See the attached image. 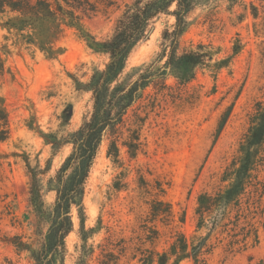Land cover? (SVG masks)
I'll return each instance as SVG.
<instances>
[{
    "label": "rangeland",
    "instance_id": "rangeland-1",
    "mask_svg": "<svg viewBox=\"0 0 264 264\" xmlns=\"http://www.w3.org/2000/svg\"><path fill=\"white\" fill-rule=\"evenodd\" d=\"M110 1L98 0L97 12L83 16L85 27L98 39L112 34L125 4L134 0ZM249 1L231 7L228 0H201L187 16L179 49L211 44L217 59L232 56L228 66L199 70L187 84L174 76L165 84L151 83L118 129L117 156L108 153L112 136L103 141L84 196L86 228L94 229L88 239L95 246L89 264H141L143 254L154 253L157 259V250L168 248L180 232L189 238L206 235L205 228L196 231L198 198L225 187L223 171L238 153L255 102L264 100V7L254 17L244 7ZM14 15L0 13L5 65L0 74V131H8L0 141V235H21L35 243L46 224L39 223L30 206L29 166L47 168L41 179L45 206L50 207L56 191L47 190L48 182L72 145L56 148L42 133L64 138L90 116L92 93L79 89L75 79L87 82L95 68L105 66L108 55L91 49L64 20L50 25V54L38 35L30 39L27 31L1 25ZM174 22L171 15L157 19L149 38L132 52L124 79H137L157 58L163 31L172 30ZM235 44L241 45L237 53ZM129 138L137 147L135 154L122 144ZM260 155L239 206H231L224 225L208 240L204 264L264 259V147ZM158 207L166 212H157ZM82 243L74 210L65 264H76ZM9 262L34 264L27 251L0 242V264Z\"/></svg>",
    "mask_w": 264,
    "mask_h": 264
},
{
    "label": "trees",
    "instance_id": "trees-1",
    "mask_svg": "<svg viewBox=\"0 0 264 264\" xmlns=\"http://www.w3.org/2000/svg\"><path fill=\"white\" fill-rule=\"evenodd\" d=\"M105 1L107 4L111 3L110 0ZM228 1L233 7L242 0ZM97 2L98 0H0L1 14L8 12L15 14L1 25L19 32L27 31L30 39L33 38V34L38 35L41 37L42 48L50 54L51 47H47L50 25L64 20L79 31L91 49L108 55L105 66L95 68L87 82L75 79L79 89L92 93L93 107L90 116L78 129L71 131L64 138L42 133L56 148L64 144L72 145L70 154L48 182L47 190L56 191V199L50 207L45 206L44 185L41 179V174L47 168L34 169L29 166L30 206L39 223L46 224V229H40L37 233L40 238L35 243L25 241L21 235H0V242L11 244L19 251H27L34 264H65L66 237L74 229V210L79 218L80 235L83 240L76 264H89L95 246L88 242L94 229L86 228L84 205L86 185L106 137L112 136L109 155L117 156L119 150L116 134L124 123L128 111L142 97L143 91L155 81L165 84L170 76H174L180 83H190L196 78L199 70L221 69L228 66L232 58L228 56L217 59L218 51H214L215 47L211 44L205 43H198L180 51L179 39L189 25L187 16L201 0H134L132 3H126L112 34L104 39H98L83 23L84 15L90 16L97 12ZM244 7L252 16L257 17L260 8L264 7V0H250ZM161 15H171L175 18L173 29L163 31L161 52L143 69L137 79H124L123 75L132 52L149 38L155 22ZM240 48L241 45L235 44L234 53ZM4 71V60L0 53V74ZM7 133V129L0 131V141L8 137ZM132 142L133 140L129 138L122 144L135 154L137 147ZM263 147L264 100L259 99L249 115V127L240 142L238 153L223 171L221 180L227 184L216 193L206 191L198 198L196 231L205 228L206 235H193L189 238L180 232L168 248L157 250V259L154 253H145L139 258V262L180 264L183 260L192 259L194 264H204L202 255L206 251L208 240L224 225V220L232 211L231 206H239L253 171L257 170L261 163L260 153ZM1 158L3 155L0 154V168ZM158 188L163 191L162 183H158ZM160 211L166 212V209L158 207L157 212ZM248 264H264V259Z\"/></svg>",
    "mask_w": 264,
    "mask_h": 264
}]
</instances>
